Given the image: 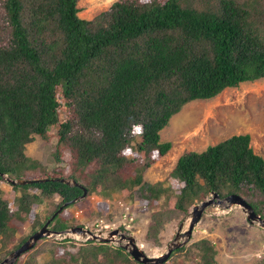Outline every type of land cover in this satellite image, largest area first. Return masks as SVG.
I'll return each instance as SVG.
<instances>
[{
  "label": "trees",
  "instance_id": "16d2710c",
  "mask_svg": "<svg viewBox=\"0 0 264 264\" xmlns=\"http://www.w3.org/2000/svg\"><path fill=\"white\" fill-rule=\"evenodd\" d=\"M77 2L0 0V173L46 179L11 184L0 175V257L82 193L53 180L61 177L56 170L27 176L41 167L25 154L36 135L51 141L56 161L68 151V177L87 195L127 190V199L149 210L153 232L212 191L241 195L264 218V157L253 151L249 134L181 154L155 184L144 178L170 145L159 141V131L184 104L264 77V0H115L90 19L78 15ZM127 147L138 154L128 157ZM42 203L56 205L41 219L35 210ZM14 214L23 221L31 214L28 231H17ZM68 223L55 215L48 228ZM45 245L42 262L34 254L19 261L25 251L13 264H141L110 243ZM214 253L201 239L168 259L197 256L198 264H216Z\"/></svg>",
  "mask_w": 264,
  "mask_h": 264
},
{
  "label": "rangeland",
  "instance_id": "374dc122",
  "mask_svg": "<svg viewBox=\"0 0 264 264\" xmlns=\"http://www.w3.org/2000/svg\"><path fill=\"white\" fill-rule=\"evenodd\" d=\"M113 1L115 0H78V15L90 19L104 11ZM133 132H137V127L133 128ZM237 133L249 134L253 151L264 157V77L241 82L236 87L225 88L211 99H198L184 104L159 131V141L169 142L170 145L164 155L151 162L144 172V178L151 184L164 180L181 154L192 150L200 152L208 145ZM135 140L139 141V136H136ZM123 152L128 157L138 154L132 152L130 147L125 148ZM52 153L51 141L36 135L34 140L26 145L25 154L36 160L41 167L28 172L27 176L45 175L56 170L57 172L53 174L70 178L68 177L71 172L68 151H62L59 161L53 158ZM139 154L142 155L143 152ZM155 154L156 151L152 155ZM172 186L177 187L175 180ZM127 196V190L111 197L101 194L97 196L95 192H91L72 205L62 208L56 215L62 220H67L69 226H83L92 232L120 229L124 234L134 237L137 246L146 255L156 257L165 252L166 246L173 239L179 225H181V232L187 229L192 206L210 198L211 192L169 223L161 221L159 233L151 231L153 226L150 222L149 210L140 206V201L129 200ZM6 198L8 202L12 201V196ZM55 205L42 203L35 211L39 212L42 219ZM172 207L173 202L170 201L169 208ZM11 208L15 210L18 205L12 204ZM50 215L52 214H49L47 219ZM22 219L24 218L14 214L11 221L18 232L25 233L29 230L27 225L33 219L31 220V214L26 215L25 221ZM65 235L61 233L40 239L35 247L20 257L19 261H24L27 255L34 254L36 261L42 262L44 260L42 250L48 247L45 245L46 241L60 242L62 239H70L76 243L84 242L72 234ZM15 239L14 237V241ZM201 239H206L213 244L215 249L213 259L216 264H255L264 257V229L248 222L239 205L225 207L210 204L206 206L185 245H194ZM110 244L120 246L125 242ZM8 253L0 257V261ZM193 258L194 260L192 257L179 258L175 261L174 255L161 264H198L199 258L197 256Z\"/></svg>",
  "mask_w": 264,
  "mask_h": 264
},
{
  "label": "water",
  "instance_id": "95a60500",
  "mask_svg": "<svg viewBox=\"0 0 264 264\" xmlns=\"http://www.w3.org/2000/svg\"><path fill=\"white\" fill-rule=\"evenodd\" d=\"M0 175L4 181L11 184H27L35 180L37 181L46 180L45 178L42 179H26L21 177L13 178L5 173H0ZM53 180L66 183L68 185L79 186L82 189V193L60 205L56 209V211L52 215H50V217L42 224V226L39 229L31 233L25 239V241L22 244H20L16 249L10 251L0 261V264H13L21 254L31 249L38 240L51 235H59L61 233L64 235L66 234L65 236L72 234L77 238L81 239L82 241H94V242L96 241L99 243H112V242L121 243L122 241H124L125 244L120 246L125 250H127L129 255L137 262L141 264H161L166 259H168V257L170 256L173 250L185 245L189 241L195 223L198 222V220L200 219L204 208L210 204L223 205L225 207L239 205L242 208L243 212L245 213V217L248 222L254 223L257 226L264 229V218L260 217V215L255 213L252 206L248 202H246V200L241 195L236 193H230L223 197H220L217 192L212 191L210 198L204 199L199 204H195L192 206V210L190 213V221L187 229L181 232L180 231L181 225H179L173 239L166 246L165 252L160 254L159 256L150 257L146 255V253L137 246L134 237L124 234L120 229L92 232L86 227L79 225L69 226L62 230H52L48 228L49 222L53 219V217L56 214L59 213V211L64 206L81 200L87 194V190L84 187L80 186V184H78L76 181H74L73 178L57 177V178H53Z\"/></svg>",
  "mask_w": 264,
  "mask_h": 264
},
{
  "label": "clouds",
  "instance_id": "9594fccd",
  "mask_svg": "<svg viewBox=\"0 0 264 264\" xmlns=\"http://www.w3.org/2000/svg\"><path fill=\"white\" fill-rule=\"evenodd\" d=\"M137 131H140V127H137Z\"/></svg>",
  "mask_w": 264,
  "mask_h": 264
},
{
  "label": "flooded vegetation",
  "instance_id": "af4514ba",
  "mask_svg": "<svg viewBox=\"0 0 264 264\" xmlns=\"http://www.w3.org/2000/svg\"><path fill=\"white\" fill-rule=\"evenodd\" d=\"M54 218V217H53Z\"/></svg>",
  "mask_w": 264,
  "mask_h": 264
}]
</instances>
